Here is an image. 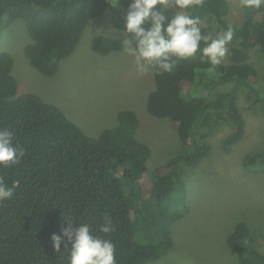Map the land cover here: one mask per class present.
Returning a JSON list of instances; mask_svg holds the SVG:
<instances>
[{
	"label": "trees",
	"instance_id": "trees-1",
	"mask_svg": "<svg viewBox=\"0 0 264 264\" xmlns=\"http://www.w3.org/2000/svg\"><path fill=\"white\" fill-rule=\"evenodd\" d=\"M129 3L0 0V30L23 20L32 40L24 49L29 64L51 78L98 19L109 15L111 26L124 33ZM186 11L201 19L204 35L216 38L229 26L234 29L227 64L213 69L198 52L178 60L172 73L158 74L154 68L156 88L148 94L147 110L176 123L177 136L186 147L181 160L196 167L212 154L210 139L222 127L233 131L226 144L244 138L246 120L238 107L243 88L248 109L264 112V88L256 86L258 70L250 62L253 51L264 59V6L243 9L240 27L228 20V0H200ZM122 42L99 34L91 48L108 56L121 52ZM14 62L11 54L0 53V128L12 131L13 143L23 147L25 156L16 165L0 166V178L15 186L14 198L0 203V264H69L71 244L65 239L57 252L51 241L54 233L62 234L69 219L73 227L87 223L93 235L110 239L116 264H146L170 254L175 248L172 226L190 214L186 182L176 170L166 171L177 161L148 168L152 150L139 140L140 120L131 109L120 110L118 125L94 138L43 96L18 95L21 84L13 74ZM227 85L230 89L223 90ZM244 167L261 172L264 148L247 155ZM105 214L115 227L108 234L99 231ZM261 241L264 230L241 221L226 243L236 253L237 264H264V253L257 249Z\"/></svg>",
	"mask_w": 264,
	"mask_h": 264
},
{
	"label": "rangeland",
	"instance_id": "rangeland-1",
	"mask_svg": "<svg viewBox=\"0 0 264 264\" xmlns=\"http://www.w3.org/2000/svg\"><path fill=\"white\" fill-rule=\"evenodd\" d=\"M228 2V20L232 26L240 27L243 9L239 0ZM177 11L171 7L165 13L172 18ZM90 25L74 54L62 62L60 72L51 78L29 64L24 49L32 40L23 20L17 19L9 28L0 30V53L11 54L15 61L13 74L21 84L18 95L34 92L43 96L94 138L118 125L120 110H133L140 120L139 140L152 150L148 168L153 170L177 161L166 171L176 170L186 182L190 207V214L172 226L175 248L162 259L146 264H237L236 253L226 243L236 224L244 221L254 230H264V169L253 172L244 167L247 155L264 148V112L259 107L248 109L247 90L243 88L238 98L246 120L242 141L226 144L233 131L231 126L222 127L210 139L212 154L196 167H188L181 160L186 147L177 136L176 123L155 118L147 110L148 94L156 88L154 68L137 76L134 60L124 49L108 56L95 53L91 43L97 35L122 41L126 37L111 26L109 15ZM227 47L229 52L231 45ZM228 62L227 54L221 64ZM250 62L258 70L255 84L262 89L264 59L253 51ZM145 186L150 187L147 180ZM257 249L264 253V242H259Z\"/></svg>",
	"mask_w": 264,
	"mask_h": 264
},
{
	"label": "clouds",
	"instance_id": "clouds-1",
	"mask_svg": "<svg viewBox=\"0 0 264 264\" xmlns=\"http://www.w3.org/2000/svg\"><path fill=\"white\" fill-rule=\"evenodd\" d=\"M200 0H130L124 17V52L133 58L137 76L145 75L150 68L158 74L172 73L178 60L193 58L198 52L207 58L213 69L228 54V44L234 36L229 26L216 38L202 34V21L190 15L185 9ZM242 9H259L264 0H239ZM175 7L171 20L164 14L165 9ZM201 42L205 44L201 48ZM212 69H210L211 71ZM25 156V150L13 143V133L8 128H0V166L18 164ZM15 196V186H8L0 178V203ZM99 231L108 234L115 230L110 215L102 217ZM67 240L71 244L69 264H116L115 245L110 239L93 235L92 227L79 224L73 227L70 222L62 229V234L51 236L52 247L59 252L61 244Z\"/></svg>",
	"mask_w": 264,
	"mask_h": 264
}]
</instances>
